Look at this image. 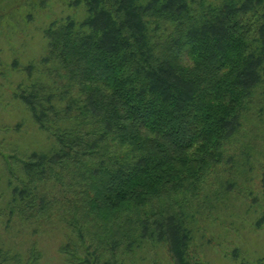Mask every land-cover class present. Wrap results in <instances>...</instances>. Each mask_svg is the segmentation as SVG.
<instances>
[{
    "label": "trees",
    "instance_id": "obj_1",
    "mask_svg": "<svg viewBox=\"0 0 264 264\" xmlns=\"http://www.w3.org/2000/svg\"><path fill=\"white\" fill-rule=\"evenodd\" d=\"M79 2L81 20L41 29L59 89L14 92L55 147L3 158L15 183L0 217L67 226L68 264L145 242L187 264L193 203L235 168L231 143L264 85V0ZM39 259L0 248V264Z\"/></svg>",
    "mask_w": 264,
    "mask_h": 264
},
{
    "label": "rangeland",
    "instance_id": "obj_2",
    "mask_svg": "<svg viewBox=\"0 0 264 264\" xmlns=\"http://www.w3.org/2000/svg\"><path fill=\"white\" fill-rule=\"evenodd\" d=\"M72 1L0 0L1 205L7 204L15 183L3 158L12 153H48L55 147L54 139L34 124L14 92L28 88L35 80L59 89L46 72L49 64L41 60L46 50L41 29L66 17L81 20L85 7ZM251 106L231 143L230 153L239 155L235 168L230 174L227 170L211 188L218 191V198H212L208 191L193 203L187 264H264V85L257 88ZM70 238H74L72 231L60 223L37 228L17 217L10 221L0 217V248L25 259L35 246L40 251L38 264H68L60 246ZM106 259L108 264H176L162 244L149 242L131 253Z\"/></svg>",
    "mask_w": 264,
    "mask_h": 264
}]
</instances>
